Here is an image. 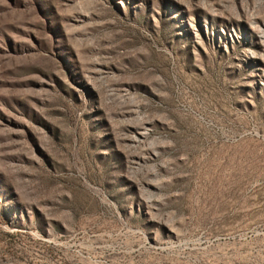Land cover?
Segmentation results:
<instances>
[{"label":"rangeland","instance_id":"374dc122","mask_svg":"<svg viewBox=\"0 0 264 264\" xmlns=\"http://www.w3.org/2000/svg\"><path fill=\"white\" fill-rule=\"evenodd\" d=\"M0 264H264V0H0Z\"/></svg>","mask_w":264,"mask_h":264}]
</instances>
